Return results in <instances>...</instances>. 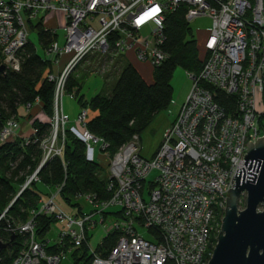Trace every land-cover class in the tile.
Segmentation results:
<instances>
[{"label": "built area", "instance_id": "1", "mask_svg": "<svg viewBox=\"0 0 264 264\" xmlns=\"http://www.w3.org/2000/svg\"><path fill=\"white\" fill-rule=\"evenodd\" d=\"M181 4L188 6V22L208 17L212 24L199 51L203 67L199 74L188 73L192 88L160 147L152 158H145L140 152L141 136L135 133L110 154L105 139L88 129V110L83 109L71 130L86 143L88 159H95L94 145L107 157L112 196L99 200L96 194H83L92 211L71 215L57 204L58 188L29 220L10 228L26 236L13 264H60L66 255L63 250L49 253L50 240L37 238L35 217L39 214L54 215L65 224L55 242L60 246L68 242L73 249L87 242L92 264L209 263L236 171L244 167L248 178L244 157L249 142L264 137V0H0V51L7 69L20 70L19 51L30 38V23L38 19L46 25L49 16L63 15L65 43L59 46L55 42L44 51L53 68L65 55L70 59L60 74L52 71L48 75L57 86L55 113L50 118L52 133L42 142V165L63 151L69 119L60 101L74 66L93 53L117 57L129 51L153 68L162 64L168 58L162 48L166 15ZM216 90L232 96L233 113L216 101ZM32 106L25 108L31 112ZM19 127L18 120H9L0 143L17 137ZM154 169L159 174L146 194L145 182ZM39 170L20 193L39 179ZM112 207L121 213L106 224L105 213ZM96 215L101 216L104 237L120 232L116 245L106 254L88 240L97 225ZM141 229L148 230L153 239Z\"/></svg>", "mask_w": 264, "mask_h": 264}, {"label": "trees", "instance_id": "2", "mask_svg": "<svg viewBox=\"0 0 264 264\" xmlns=\"http://www.w3.org/2000/svg\"><path fill=\"white\" fill-rule=\"evenodd\" d=\"M187 10L188 6L181 4L166 15L164 25L166 40L162 48L168 54V58L162 64L154 66L152 83L147 82L137 68L127 62L122 65L118 79L109 91L97 93L90 100H84V97L80 96L79 101L83 109L88 110V129L105 139L109 144L107 150L110 154L117 152L135 133L141 136L156 114L170 107L174 101L172 80L177 68L194 74L201 71L203 60L191 23L186 19ZM30 29L35 32L36 40L29 38L19 51L20 70L6 69V73H0V134L9 120L20 121L24 117L21 113L22 107L28 104L34 107L38 100L47 115L52 117L55 113L57 84L48 77L53 71V63L39 52V48L44 51L48 49L57 41L58 34L45 28L41 20L36 24L31 22ZM110 39L113 40L114 36ZM2 61L0 51V64ZM80 88L78 77L71 71L65 84L66 94L77 98L74 89L80 91ZM216 101L224 106L227 112L233 113L235 101L232 96L216 90ZM89 110L97 114L90 118ZM72 126L70 124L66 126L62 154L50 157L39 170V179L31 181L19 195L21 186L40 167L44 159L45 150L42 142L50 137L52 125L36 119L33 121L34 133L28 137L29 142L21 137H15L13 140L0 143V216L5 213L0 219V240L11 241L7 248L0 251V264H13L26 242V236L18 232L14 233L15 238L12 240L13 231L10 228L29 220L33 212L39 210L41 202L47 200L58 188L60 191L56 200L59 199L76 208L75 215L78 216L85 213L79 202L83 194H96L99 200L112 196V191L108 188L109 177L106 167L95 159H88L87 145L71 130ZM58 138L62 140L60 132ZM39 183L47 186L49 191L43 193ZM44 195H47L46 199H43ZM9 205L8 210L4 212ZM120 213L121 210L118 209L109 210L105 214L111 218L117 217ZM57 221L54 215H37L35 217L37 238L46 242L47 233ZM119 237L118 231L103 237L97 251L106 254L116 245ZM91 238L90 233L88 240ZM70 247L67 242L64 246L58 243L47 244L46 248L49 253L63 250L66 254H71L72 264H92L93 254L87 242L78 248ZM42 264L47 263L43 261Z\"/></svg>", "mask_w": 264, "mask_h": 264}, {"label": "rangeland", "instance_id": "3", "mask_svg": "<svg viewBox=\"0 0 264 264\" xmlns=\"http://www.w3.org/2000/svg\"><path fill=\"white\" fill-rule=\"evenodd\" d=\"M33 22L36 24L38 22V19L34 20ZM211 24H212L211 19L208 17H201V18H198L196 20L191 21V27H192L194 35L197 39L199 48H200V35L199 34L201 32L206 31L211 26ZM143 32L147 33L148 30L144 29ZM57 34H58V39L56 41V44L59 46H63V44L65 43V39H66L65 38V30L62 28H59V29H57ZM35 36H36L35 32L33 30L30 31L29 37L32 40L33 39L36 40ZM39 52L44 56V50L42 48L41 49L39 48ZM90 55L88 58H84L81 62L76 64L74 66V68L71 70L73 75L78 77L79 81H83L86 78L83 75H85V73H87L88 71H89L88 72L89 74H91V73L99 74V75H102L104 77L109 76V75H114L117 72V69H116L117 66L115 64L118 60V56L112 57V56L108 55L107 57H104L102 54H98V53H93V55L92 54H90ZM172 83L175 87L173 103L170 105V107L168 109H165V110L159 112L158 114H156L153 121L150 123V125L141 134V140H140L139 146H140L141 155L144 156L145 158H152L154 153L157 151V149L159 148V146L161 145V143L164 139L165 133L167 132V130L172 125L171 123L173 122V120L177 114V111H178L177 108L179 107V103L186 98V96L188 95V93L190 92V90L192 88L191 78L188 76V73L180 67L176 69L174 76H173ZM87 86L92 88L91 79L88 80V85L86 84L85 90L88 89ZM74 91L77 94V96L80 95L79 90L74 89ZM86 93H87L88 97H91L93 95V92L91 90H88ZM65 102H69L71 104L72 109H73L72 111H74V112L78 111L79 108H78L77 102L75 99L71 98V95L65 94L63 100L60 101V104H62V108H63ZM66 110L68 112V107H66ZM21 112H22V109H21ZM93 112L94 111H92V110L89 111V117L90 118L93 117V114H92ZM27 113H28V111H27ZM36 114H37L36 112H33V113H32V111L29 112L28 115L26 117H24V121H22V124L30 123L31 127L33 128V121L35 119L34 117L36 116ZM22 124L20 122V127ZM20 127L17 130L16 136L21 137L23 139L28 138L29 136H21ZM94 146L96 149L95 160L97 162H99L100 164H102L103 166H107L109 161H108L107 157H105L104 155H100V150H99L100 146L99 145H94ZM158 174H159V171L156 169L150 171V173L148 174V177H147L146 182H145L146 194H148V192L151 188V184H152V182L155 181ZM25 183L21 186V188L25 185ZM39 188L43 193H46L49 191V188L47 186H45L44 184H41V183H39ZM19 194H20V191L18 192V195ZM46 196L47 195H44L43 199H46ZM57 201H58L57 204L59 205V207L62 208L67 214L75 215L76 210H77L76 208H73L72 206H70L64 202L59 201V199H57ZM79 202L82 204L85 213H88L91 209V206L88 204V202L84 198L80 199ZM246 202H247V194H244V195H242V197L239 200V209H241V210L244 209L246 207ZM9 207H10V205L5 209L4 212H6ZM115 210H118V208L117 207L111 208V211H115ZM100 218H101L100 215H96L93 218V220L97 221L96 227L91 231L94 234V235L92 234L93 238H91L92 239L91 242L93 243L94 246H98L99 242L104 237V231L102 228L103 225L100 223ZM110 220H111V218H108V220L106 221V224H108L110 222ZM64 228H65V224L60 222V221L53 223L51 230L46 235V238L50 240V243H55L57 241V239L59 238L60 232ZM141 231L147 235L146 236L147 238H149L151 240L153 239L150 236L151 233L148 230L141 229ZM25 244H26V242H25ZM60 264H72L71 254L64 255Z\"/></svg>", "mask_w": 264, "mask_h": 264}, {"label": "water", "instance_id": "4", "mask_svg": "<svg viewBox=\"0 0 264 264\" xmlns=\"http://www.w3.org/2000/svg\"><path fill=\"white\" fill-rule=\"evenodd\" d=\"M6 69L5 64H0V73H6ZM244 158L248 178L244 167L237 169L235 183L228 191L218 241L208 264H264V137L255 143L249 142ZM244 194L247 202L241 210L239 200ZM14 238L13 232L11 239ZM10 242L0 240V251Z\"/></svg>", "mask_w": 264, "mask_h": 264}, {"label": "crops", "instance_id": "5", "mask_svg": "<svg viewBox=\"0 0 264 264\" xmlns=\"http://www.w3.org/2000/svg\"><path fill=\"white\" fill-rule=\"evenodd\" d=\"M47 21L48 22L46 23V25H44L45 28H49V29L54 30L56 32H57V29H59V28L64 29L63 28L64 18H63V15H61V14L51 15V16H49ZM210 27L206 31L201 32L199 34L200 35V48L199 47L198 48L200 50L203 48V42H204L206 36L208 35V31H209ZM31 31H32V29H31ZM37 45H38V43H37ZM88 57H89V55L86 58H88ZM69 59H70V56L65 55L62 58L60 65L58 67L53 68V72L56 74H60L63 71V69H64L65 65L67 64V62L69 61ZM127 62L132 63L147 82H149V83L153 82V67L150 66L146 62L140 61L136 57V55L133 51H129L123 55H118V60L115 64L117 66V68H116L117 72L114 75H109V76L104 77V76L99 75V74H93V73L89 74L88 73L89 71L87 73H85V75H83L86 78L83 81H79L80 86H81L80 91H79L80 95L77 98L75 96H71V98L75 99L77 102V105L79 108L78 111L77 112L72 111L73 109H72V106L69 102H65V104L63 106L64 114L69 118V124L70 125H76L78 115L80 114V112L83 109L81 102L79 101L80 96L83 95L84 100H90L97 93L109 91L112 88V86L115 84V82L117 81L118 76H119V71H120L122 65L126 64ZM89 79H91L92 88L87 86L88 89L85 90V86H86V84L88 85ZM173 87H174V85H173ZM88 90H91L93 92V95L91 97H88V95L86 93ZM174 91H175V87H174ZM186 98H187V96H186ZM186 98L179 103V107L177 108L178 111H177V114H176L174 120L176 119V117L179 113V110H180L182 104L185 102ZM66 107H68V112L66 110ZM33 112L37 113L36 116L34 117L35 118L34 120L39 119L42 122H49L50 123L51 117L45 113V111L43 110L42 105L40 103L35 104V106L32 109V113ZM21 113L25 117V115L27 114V110L25 107H22ZM92 114L94 116L97 114V112H93ZM24 117H22V119L20 121L21 124H22V121H24ZM174 120H173V122H174ZM20 133H21V136H30L34 133V129L31 127L30 123H25V124L21 125Z\"/></svg>", "mask_w": 264, "mask_h": 264}, {"label": "clouds", "instance_id": "6", "mask_svg": "<svg viewBox=\"0 0 264 264\" xmlns=\"http://www.w3.org/2000/svg\"><path fill=\"white\" fill-rule=\"evenodd\" d=\"M147 15V14H146Z\"/></svg>", "mask_w": 264, "mask_h": 264}]
</instances>
